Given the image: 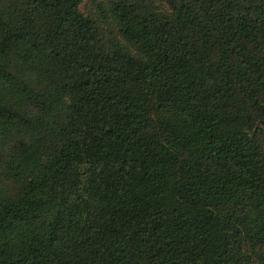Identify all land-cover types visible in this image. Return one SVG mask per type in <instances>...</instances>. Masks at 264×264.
Listing matches in <instances>:
<instances>
[{
	"label": "trees",
	"instance_id": "obj_1",
	"mask_svg": "<svg viewBox=\"0 0 264 264\" xmlns=\"http://www.w3.org/2000/svg\"><path fill=\"white\" fill-rule=\"evenodd\" d=\"M264 0H0V264H264Z\"/></svg>",
	"mask_w": 264,
	"mask_h": 264
},
{
	"label": "water",
	"instance_id": "obj_2",
	"mask_svg": "<svg viewBox=\"0 0 264 264\" xmlns=\"http://www.w3.org/2000/svg\"><path fill=\"white\" fill-rule=\"evenodd\" d=\"M261 125L264 127V121L261 123Z\"/></svg>",
	"mask_w": 264,
	"mask_h": 264
}]
</instances>
